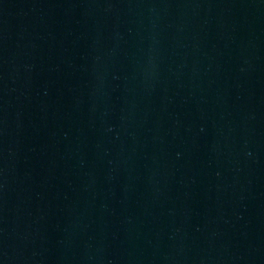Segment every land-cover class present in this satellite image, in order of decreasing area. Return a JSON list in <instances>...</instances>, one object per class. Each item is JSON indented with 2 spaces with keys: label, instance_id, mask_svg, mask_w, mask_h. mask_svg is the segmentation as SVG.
<instances>
[{
  "label": "water",
  "instance_id": "water-1",
  "mask_svg": "<svg viewBox=\"0 0 264 264\" xmlns=\"http://www.w3.org/2000/svg\"><path fill=\"white\" fill-rule=\"evenodd\" d=\"M0 264H264V0H0Z\"/></svg>",
  "mask_w": 264,
  "mask_h": 264
}]
</instances>
